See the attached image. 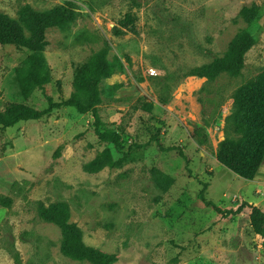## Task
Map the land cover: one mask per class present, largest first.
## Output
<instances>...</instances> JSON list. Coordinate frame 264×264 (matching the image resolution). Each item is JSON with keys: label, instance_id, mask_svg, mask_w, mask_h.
<instances>
[{"label": "rangeland", "instance_id": "rangeland-1", "mask_svg": "<svg viewBox=\"0 0 264 264\" xmlns=\"http://www.w3.org/2000/svg\"><path fill=\"white\" fill-rule=\"evenodd\" d=\"M253 3L261 15L242 73L192 75L250 28L240 12ZM26 5L57 19L44 51L55 101L74 92L75 65L109 47L99 109L128 152L101 141L92 114L73 106L0 131V197L12 199L0 205V264H90L63 253L45 209L68 212L112 264H264L250 209L224 218L200 196L206 183V198L224 209L264 198L217 158L226 134L247 124L236 90L264 71V0H0V12L16 19ZM127 14L136 31L116 34ZM29 54L0 43V110L7 101L48 106L39 88L20 84Z\"/></svg>", "mask_w": 264, "mask_h": 264}, {"label": "trees", "instance_id": "trees-1", "mask_svg": "<svg viewBox=\"0 0 264 264\" xmlns=\"http://www.w3.org/2000/svg\"><path fill=\"white\" fill-rule=\"evenodd\" d=\"M250 28L240 30L231 40L227 53L216 57L213 61L194 67L192 75L215 80L223 73L239 76L245 67L246 54L256 43L257 37L253 25L260 18V6L253 3L244 6L240 12ZM57 24V19L47 11H40L26 5L20 11V17L12 18L0 12V43L14 44L20 50L30 52L27 64L19 72V81L22 88L29 92L37 87L44 94L48 106L44 109L34 108L26 103L7 101L0 110V131L17 125L21 121L37 120L51 113L54 109L73 106L81 113H91L94 121V130L101 141L114 144L118 150L124 151L119 134L105 128L99 104L100 82L107 75V58L109 47L91 55L87 60L75 65L74 92L67 98L55 101L48 93L47 85L51 82V68L48 65L44 51L48 46L47 30ZM127 30L136 31L135 18L127 14L120 20V27H116V34H123ZM59 91H62L61 80H57ZM235 104L244 110L247 124L239 122L236 125L237 135L226 134L219 142L217 158L221 164L236 172L245 179H254L264 162V71L239 87L234 95ZM141 106L146 111L153 110V103L142 101ZM161 146V144L159 143ZM174 149V147H169ZM129 150V149H128ZM181 154L184 155L183 151ZM111 162L112 165L119 164ZM206 183L200 191L203 202L220 213L224 218L237 215L246 208L250 209V221L254 232L264 238V210L257 205L243 201L236 208L224 209L205 196ZM12 199L1 196L0 205L10 206ZM45 220L57 224L63 235L62 251L65 255L90 264H112L115 260L99 248L88 245L83 241L79 226L69 221L68 212L45 209L42 213Z\"/></svg>", "mask_w": 264, "mask_h": 264}, {"label": "crops", "instance_id": "crops-1", "mask_svg": "<svg viewBox=\"0 0 264 264\" xmlns=\"http://www.w3.org/2000/svg\"><path fill=\"white\" fill-rule=\"evenodd\" d=\"M247 181L249 183L255 184L256 185V187H255L256 192L258 194L260 193L263 196V194H264V190H263V186H264V162L262 163V165H261L259 171L257 172L256 176L254 177V179H247ZM260 184H261V186H260ZM263 201H264V198L259 199V200L249 199V203H251L253 205H257L264 210V204H262Z\"/></svg>", "mask_w": 264, "mask_h": 264}]
</instances>
